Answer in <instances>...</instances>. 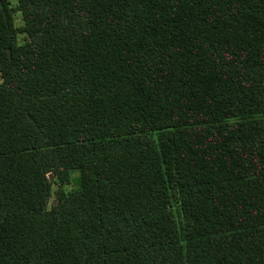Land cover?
I'll use <instances>...</instances> for the list:
<instances>
[{
	"label": "trees",
	"instance_id": "1",
	"mask_svg": "<svg viewBox=\"0 0 264 264\" xmlns=\"http://www.w3.org/2000/svg\"><path fill=\"white\" fill-rule=\"evenodd\" d=\"M0 77V264H264V0H0Z\"/></svg>",
	"mask_w": 264,
	"mask_h": 264
},
{
	"label": "rangeland",
	"instance_id": "2",
	"mask_svg": "<svg viewBox=\"0 0 264 264\" xmlns=\"http://www.w3.org/2000/svg\"><path fill=\"white\" fill-rule=\"evenodd\" d=\"M7 1L11 4L12 8H15L18 5V0H7ZM15 23H16V27L19 29H21L24 26L21 14L18 13L15 15ZM24 41H25V35L21 34L20 35L21 44H23ZM1 83H2V79L0 77V84ZM73 179L74 180L72 181V183L70 185H66V186H61V184L57 180H55V185L53 186V189H52V198L50 200L48 209H52L56 205L57 194L60 191L63 190L66 193H71V192L75 191L77 189V187L78 188L80 187L79 174H74Z\"/></svg>",
	"mask_w": 264,
	"mask_h": 264
},
{
	"label": "water",
	"instance_id": "3",
	"mask_svg": "<svg viewBox=\"0 0 264 264\" xmlns=\"http://www.w3.org/2000/svg\"><path fill=\"white\" fill-rule=\"evenodd\" d=\"M53 178H54L53 175H50V176H49L50 181H52Z\"/></svg>",
	"mask_w": 264,
	"mask_h": 264
}]
</instances>
